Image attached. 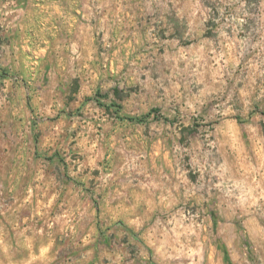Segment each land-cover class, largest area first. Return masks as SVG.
<instances>
[{
  "label": "rangeland",
  "instance_id": "374dc122",
  "mask_svg": "<svg viewBox=\"0 0 264 264\" xmlns=\"http://www.w3.org/2000/svg\"><path fill=\"white\" fill-rule=\"evenodd\" d=\"M0 30L55 31L0 67L21 91L0 110V264H95L97 237L143 234L100 212L108 174L182 193L149 222L207 224L228 264H264V0H0Z\"/></svg>",
  "mask_w": 264,
  "mask_h": 264
},
{
  "label": "crops",
  "instance_id": "0c3cea01",
  "mask_svg": "<svg viewBox=\"0 0 264 264\" xmlns=\"http://www.w3.org/2000/svg\"><path fill=\"white\" fill-rule=\"evenodd\" d=\"M54 32L0 30V67L33 66L37 48L47 51L53 43ZM11 80V76L0 79L5 86L1 98L9 102L4 100L0 110L14 115L20 111L15 105L16 100L21 98V91L15 90L19 86H14ZM2 127L0 130L10 133L17 129L12 123H5ZM3 134H0V145L5 146L8 140L3 139ZM1 156L0 162H4L5 156ZM108 175H100L96 180L98 192H95L94 198L98 199L100 212L111 224L115 223L114 228L116 221L121 219L126 228V232H123H128L127 227H135L142 230L143 234L136 237L116 231L119 234L109 239L97 237L100 252L95 264H228L223 247L214 243L207 224L196 225L177 215L152 223L148 221L149 211L175 212L180 205L182 193L166 187L122 189L114 187V179ZM189 197L196 198L198 195L193 192Z\"/></svg>",
  "mask_w": 264,
  "mask_h": 264
}]
</instances>
